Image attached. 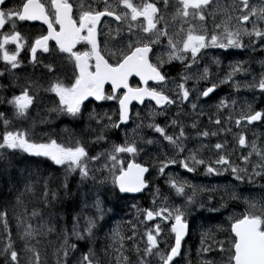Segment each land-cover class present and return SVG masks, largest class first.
Masks as SVG:
<instances>
[{
  "label": "snow or ice",
  "instance_id": "obj_1",
  "mask_svg": "<svg viewBox=\"0 0 264 264\" xmlns=\"http://www.w3.org/2000/svg\"><path fill=\"white\" fill-rule=\"evenodd\" d=\"M217 17H220L219 21ZM209 19L213 22L212 34L207 31ZM25 21H39L47 26L46 31L34 36L30 42L18 30V22ZM245 37L249 38L250 45L252 38L264 44V0H259L257 4H251L250 0H175L171 5L170 0H102V6L96 4L95 0H78L75 4L70 0H48L47 3L22 0L18 7H8L6 0H0V61L10 75H15L17 69L23 68L21 52L27 46L32 72L39 70V76H27L22 84L17 85L19 94L13 93L11 99L7 100L13 109V118H29L34 105L39 107L42 103L40 92L50 93L55 101L48 111L70 117L77 123H82L85 118L95 120L96 127L92 129L94 138L88 142L103 146L101 151L90 155L88 144L82 138L75 139L71 144L58 142L51 135L42 140L34 139L29 129L12 127V120L0 112V122L5 129L0 136V179L10 178L13 184L18 181L14 156L20 152L35 158L28 163H35L37 170L41 162L47 161L63 168L66 174L62 183L65 194L71 192L67 176L73 173L79 175L81 184L91 182L94 197L85 193L84 201L85 207H88L87 200L92 199L94 217L88 218L83 232L78 230L79 214L71 221V235L78 241L90 242L95 238L94 229L98 221L104 219L105 199L110 192H118L125 199L129 195L135 196L149 189L156 173L166 176L172 193L184 200L182 206L170 204L168 199L171 193L164 194L156 187L152 201L154 207L137 209V222H129L130 234H123L119 228L112 230L114 251L111 253L107 247L102 254L94 247H90L86 253L78 252L77 244L70 242L68 231L61 229L57 232L61 242L55 251L56 264H107L109 255L113 256L115 264H154V261L157 264H181L177 257L181 256L182 242L189 234L188 217L197 203L203 206L197 197L208 189L168 175L166 169L170 166L179 164L189 173L202 166L207 176L230 173L239 183L254 184L256 177L264 179V147L258 146L255 140L249 141L246 135V125L264 123V111L253 110L248 105L235 118L231 112L225 113L226 119L222 123L219 110L230 106L221 100L216 105V118L213 120L209 117L211 123L220 127L214 131L201 129L192 134L186 133L185 128L198 129L199 120L195 118L190 125L175 118L163 126L154 122L156 116L165 115L173 106L178 109L177 117L187 115L182 112L185 104L190 106L195 116L203 114V108L197 112V101L203 97L205 103H210L216 85L196 92L193 97L195 89L189 88L187 82L194 77L197 80L207 79L209 69L205 67L199 76L189 70L198 63V58L203 59V50L243 49ZM52 41L54 45L50 44ZM162 41L166 43L162 45ZM81 44L84 48L77 49V45ZM38 52L41 53L39 58ZM174 62H179L184 68L179 80L170 77L166 69ZM68 64L72 65L71 74L66 72ZM241 71L242 65L239 63L232 66V71L223 82H230ZM4 75L0 71V76ZM132 77H138L142 86L130 84ZM149 82H152L151 86ZM108 84L111 88L106 93L105 85ZM246 87L257 88L264 94V75L258 80L254 77ZM90 98L97 102L116 101L119 106L118 120H113L106 113L98 114L95 109L89 112L85 102ZM146 99L155 102L156 108L149 113L152 122L138 124L132 129L131 136L125 130L123 142L112 143L106 132L127 125L131 118L132 102L143 105ZM232 125L239 131L232 132ZM142 127L152 129L158 136L146 138L138 131ZM221 131L232 133L236 147L230 148L226 138L212 144L201 139L198 147H188L190 136L217 137ZM148 146L154 147L149 149ZM236 148L247 149L246 152L241 151L239 163L232 158ZM205 150L212 152L214 158L206 159L202 154ZM145 152L149 158L158 153V163L149 164L147 160L138 162L137 158ZM253 156L257 159L253 160ZM153 167L156 173L146 178ZM37 176L38 171L27 170L24 177L26 193L36 191L35 184L28 181L36 180ZM5 183H9V179H5ZM109 184L111 188L107 187ZM13 190L18 191L15 187ZM225 192L232 200L243 199L247 207L239 216L228 217L227 229H217L226 231L224 240H215L210 232L203 233L202 264H217V260L209 255L212 252L220 257V264H264V191L260 200L244 199L234 189H225ZM39 194L46 202L49 201L47 183H43ZM22 196L23 193L16 197V204L21 207ZM101 196L105 199H101ZM132 206L136 207L135 204ZM210 210L219 211V208L212 206ZM25 211L17 216L19 224L23 225L21 235L24 244L20 249L12 240L8 212L0 211L8 241L0 248L4 264H41L40 251L30 246L31 241L39 243V236L56 231L47 225L33 227L30 217L28 222L25 221ZM37 215L33 210L31 216ZM152 221L156 223H148ZM162 224L167 225V234H172L174 238V244L164 249L161 244L167 245V235ZM142 225L146 226L140 233ZM28 254H31L30 258Z\"/></svg>",
  "mask_w": 264,
  "mask_h": 264
},
{
  "label": "rangeland",
  "instance_id": "obj_2",
  "mask_svg": "<svg viewBox=\"0 0 264 264\" xmlns=\"http://www.w3.org/2000/svg\"><path fill=\"white\" fill-rule=\"evenodd\" d=\"M264 62V56L263 57H259L255 60L251 61V65H255L258 63V61ZM236 65V64H234ZM233 65V66H234ZM232 70V69H231ZM67 72V71H66ZM240 76H245V71H241L239 73H237L235 76H233V83H237L240 82L239 80H237ZM252 76H250V80L246 81V84L249 85L252 83ZM216 83H218L219 87L223 86V81L225 78H217L214 75H211L209 73L208 78ZM24 82V77H22V82L21 84ZM44 82V81H42ZM46 86V85H45ZM225 86V85H224ZM200 90H196L195 91V95L196 92H198ZM231 91V92H230ZM237 90L233 88V91L229 88H224V89H220L219 90V94L221 96V98L225 97V98H229V108L231 111H233V114L237 111V112H241L242 109L246 110L248 105H251L253 110H258V104L261 102V96L253 94V90H244L242 95H235L237 92ZM234 93V94H233ZM232 94V95H231ZM249 94H253V96H250ZM195 97V96H194ZM47 98H48V93H45L43 91L40 92V99L42 100V103H40L39 107H37L36 105H34V110H30V117L32 119V122L30 123H25V127L27 129L30 130V134L33 136L34 139H44L42 135L44 136H49V135H55L56 136H60V135H65V138L69 139V137L71 136V138H73L74 140L77 138H82L84 139V141L88 144L89 148H91V145L93 143H89L88 141L90 139L94 138V133L92 131L93 128H95V125H91V127L88 125V129H85V126H83V124H87V123H96L94 120L93 121H88V120H84L82 123H77V122H66V121H61L62 118H60V120H58V122H54L53 120L49 119L45 122H41V119L47 116L51 115V112L48 111V108H50L53 103L52 102H47ZM201 98L198 100L200 102ZM108 106H111L110 104H107ZM214 106H216V103L213 101L211 103H202L201 107H203V114L204 115H200V118H203L205 115L209 116L210 114L207 113L208 110L212 109L214 111V113H217V108H213ZM184 106L182 109V112H184ZM153 110L152 107H146L144 110H138L136 111L135 114V118H134V124H133V128H136L138 124H147L149 122H152V118L149 115V113ZM1 111L5 114L6 117H8L9 119L12 120V125H22L23 123H20V121H18L17 119L13 118V114L10 111V109L7 106H1ZM176 111L177 110H173V112H169L167 113L166 122L171 121V119H180V120H184L181 117H177L176 116ZM110 115H116V110L113 109L111 112H109ZM137 113H139V115L137 116ZM221 113V112H220ZM219 113V114H220ZM232 114V115H233ZM188 115V114H187ZM224 115V114H223ZM222 115V116H223ZM157 117V116H156ZM155 117V118H156ZM209 120V119H207ZM61 121V122H60ZM64 125L65 129H67L68 131H66V133L70 134V136L66 133H64ZM61 126V127H60ZM58 127V128H56ZM54 130V131H53ZM138 131L140 133H142L144 136H146V127H142L140 129H138ZM260 133L261 130H258L257 132H249V136L252 140H259L260 139ZM156 134V133H155ZM109 138V140H111L112 143H118L119 141H122L121 138H119L118 140L113 139V137L109 134H106ZM132 134H130L131 136ZM111 136V137H109ZM234 137L233 135L230 136L229 139V147H234ZM190 141V139H189ZM101 146V145H100ZM149 149H152L154 146H148ZM236 147V145H235ZM100 148V147H99ZM102 147L99 149V151H101ZM98 149H96L97 151ZM98 151V152H99ZM237 151V148H236ZM241 152V151H239ZM156 156H158V153L154 154L153 157L149 158L148 157V153H146L145 155H143L141 153L140 157L142 160H147V162L152 159V158H156ZM232 158L234 161H236L235 158V152L232 154ZM156 163V162H154ZM21 169L17 170V175H18V181L19 182V189L18 191H14V185H12V182L10 180V178H4V179H0V211L2 210H6L8 212V216L9 215H13L15 220H17V216L23 211H25V216L24 219L27 222V217L30 215L33 210H35L37 213L40 210H36L33 208V206L27 202V200H35V199H39L40 201H43L44 199L40 196V189L42 188H38V192L36 193L35 197H32L30 195H27L26 192L24 191L25 188V179L24 177L27 175V170H31L34 168V165L31 163H28L26 161H22L21 162ZM39 172V169L37 170ZM35 171V172H37ZM174 171V169H167V174L170 175L172 172ZM158 177H155L153 179L152 185L154 190L157 187V183L158 181L161 179V177L163 176H159V174L157 173ZM5 179H9V182L11 183V186L9 183H5ZM44 177H42L41 175L37 176L36 180H31L29 179V183H34L36 187H38L41 183H47L46 181H44ZM65 180V177H63V180L60 178H56L54 179V182L52 184H48V191L49 194L52 196V193H60L62 195V198L64 197V199H67L68 196L65 194V192L62 190V182ZM213 182H216V179L212 180ZM224 178H220L219 180H217V183L215 184H211L208 183V188L210 190L212 189H219L218 193L215 195V197L223 202L222 205H225V207H221L218 206L217 208H219V211H216L217 213H222V218L224 219V221L221 218H216L211 224L212 225H207L205 222L201 221V217L206 213L209 212L210 208L208 206L207 203L198 200L199 202H202L203 206H201L200 203H197V205L195 206L194 210L191 211V215L188 217V220H190L191 222V226H192V240H190L189 244H186L185 250L187 249V251L189 252V254H185L184 255V259L181 261V264H202V260L204 259V256L201 252V246H202V240L203 238V233L205 232H210L212 233V235L215 237V240H224L227 236L226 231H218V228H224V224L225 221L228 220L229 216H239L241 213H243V211H245L246 209V204L244 203V200H232L229 198L228 194L225 191V189H229V185L227 183H224ZM16 182V183H17ZM43 185V184H42ZM262 186H264V182L262 181H255L254 184H249V185H241L237 182L234 181L233 187L231 190H235L238 193H241L244 197V199H255V200H260L261 199V194L262 191H264V189H262ZM80 187V188H79ZM108 188H111V185L109 184L107 186ZM164 187V186H163ZM161 187L160 190L162 193L164 194H169L171 192L169 191H165L164 188ZM23 190V193L26 194V197L22 196L21 199L26 201L23 202V207L18 206V208L21 209H17V208H13V203L14 201H16V197L15 194L18 196L19 192ZM85 193H90L92 194V196L94 197V192L93 189L90 186L86 185V184H75V186L71 189V192L69 193V196L72 197L73 200L80 202L82 204V206H85V201H84V194ZM111 193V192H110ZM12 194V195H11ZM49 196V198L51 197ZM223 196V199L221 198ZM61 198V199H62ZM101 199H105L104 196H101ZM54 200V199H53ZM52 197H51V201ZM45 201V200H44ZM58 201H53L51 203V205H58ZM168 202L171 203H175L177 206H182L184 203L183 199L180 198H176L172 193L169 196ZM234 202V206H237V203H241L239 205V207H232L231 208V203ZM36 203V202H35ZM133 203L135 205H139L141 203V200H134ZM157 203H159V200H157ZM79 204V203H78ZM92 204V199L89 198L87 200V205L88 207H83L84 209L86 208H90V209H94L91 207ZM45 205L47 206V203H45ZM154 205L153 203L151 204V208H153ZM82 208V211H84ZM105 208L108 209L110 211V216L106 217L103 219V223L102 226L104 227L103 229H101L100 227L97 228L94 232L96 233L95 238L92 239L90 242L89 241H78L75 239V236L71 235V228H72V218L74 216L77 215V211L75 210L72 214L69 212L68 209H66V217H63V214L58 215V214H53L52 211H49L47 213H43L40 214V218L38 220V226L43 227L45 225L47 226H51L53 228L56 229V231H54L53 233H46L42 236V240H43V246L45 249L50 250V251H56L57 245L58 243H60V237L57 235V232L60 231L61 229H66L68 231V234L70 236V242L71 243H76L78 246H80L84 252H87L88 249L90 247H94L99 253H103L105 250V247H107L108 251L111 253L114 250L112 249V241L109 240V238L111 239L112 237V230L113 229H117L119 228L120 231L122 232V225L124 224V221H127L126 218H123L121 216V214L119 212H116L115 210H111L109 209L110 206L107 204L106 200H105ZM139 209H142L140 207H138ZM150 208V209H151ZM136 212L134 210L130 211V214L134 215V223H136ZM200 216H198V215ZM198 217H197V216ZM80 216V215H79ZM33 217V216H32ZM141 219H143V217H141ZM88 217L85 221V216L80 218V223L78 225V230L80 231H84L85 230V226L87 223ZM124 220V221H123ZM229 221V220H228ZM154 222V224L156 223V221H152ZM149 223V222H148ZM200 223V224H199ZM23 228V225H21ZM146 225H142L141 229L144 230ZM162 227L166 229V235H167V245H170V241H173V235L172 234H167V225L166 224H162ZM141 229H139L140 233L142 232ZM14 231L19 235L20 239L22 238V230L20 229L19 225H16ZM106 231H108V236L106 234ZM34 242L31 241V245H33ZM210 256L214 257L217 260V264H220V257L217 255L216 252H212L209 253ZM112 255H109L108 257H111ZM112 260L109 258V264H112ZM47 264V263H45ZM154 264H157V261H154Z\"/></svg>",
  "mask_w": 264,
  "mask_h": 264
},
{
  "label": "flooded vegetation",
  "instance_id": "obj_3",
  "mask_svg": "<svg viewBox=\"0 0 264 264\" xmlns=\"http://www.w3.org/2000/svg\"><path fill=\"white\" fill-rule=\"evenodd\" d=\"M22 2V0H7V6L8 7H18L19 4ZM42 2L47 3L48 0H42ZM70 2H73L74 4L78 2V0H70ZM114 2V0H113ZM134 2H136V0H134ZM175 0H170V5L172 3H174ZM95 3L102 6V0H95ZM251 4H257L259 3V0H250ZM170 13L172 11L171 7L169 9ZM74 12H75V8H74ZM170 20V16L168 17ZM109 18H105V20H108ZM220 17H217V21H219ZM104 25V21L101 22V27L103 28ZM47 26L41 24V22L39 21H35V22H18V30L21 31L22 35H24L25 37H27L29 39V41L31 42L32 38L38 34H40L41 32L46 31ZM59 28V26H57V29ZM207 31L209 34L213 33V22L211 19H209V21L207 22ZM166 43V41H162V45ZM244 43H245V48L243 49H228L227 51L223 50L219 53H215L214 57L212 59L209 58V53L208 50H205V54L207 56V60H203V62H201V67L199 68V73L202 74L203 73V69L205 67H207L209 69V73L211 75H214L215 77H226L232 69V66L234 64L239 63L240 65H242V71H245V76H240L239 80V90L243 87H246V81H249L250 76H252V81L253 78L255 77V79H260V77L262 75H264V62H261L260 60L258 61L257 64L255 65H251V61L255 60L259 57H263L264 56V44L258 43L256 42L255 38H252V44H249V38L245 37L244 38ZM50 44L54 45V42H51ZM10 48H13L14 46H9ZM47 55V54H44ZM41 56V53H37V57L39 58ZM21 60L23 61V68L22 69H17L15 75H10L7 71V69L5 68V65L3 64L2 61H0V71H3L5 73L4 76H0V100L4 101L6 98V95L9 91V89H12L14 91L15 94H19L20 88L17 86L18 84H21L22 82V77H24V80L27 76H32L33 78H35L36 76H39V70L37 69V71L35 73L32 72V66L29 63L30 61V51L28 49V47L26 46L24 51L21 52ZM217 61H219V63H217ZM166 69L169 72L170 77H173L175 79H177L179 77V75L183 72V65L182 67L180 65H178L177 63H173V65L171 66H166ZM66 71L68 74H71V67L68 64L66 67ZM213 84L216 85V91L214 93L211 94V102H215L216 105H218L220 103L221 100L226 101L228 103L229 98H221V96L218 93V83H214L211 82L209 79L208 80H204V79H199L198 84L196 85L198 88H200V90L206 89L208 87L213 86ZM226 86H232L233 84L232 82H227ZM133 86H139L138 81L135 79V81L132 83ZM152 84H150L149 86H151ZM224 87V84L223 86ZM226 88V87H225ZM109 91L108 88H106V93ZM233 91V90H232ZM169 95H172V93H169ZM261 98L264 101V94L261 95ZM202 102H205V98L202 97ZM47 102H52V100L50 98H47ZM104 102V101H103ZM210 102V103H211ZM2 102H0L1 104ZM53 103V102H52ZM88 108V111L91 112L92 108L90 107L89 102H85ZM198 103V109L197 112L200 111L201 107V102H197ZM102 104V103H101ZM147 106H152L155 107L152 103L147 104ZM176 108V106H173L172 108H170L168 111H173V109ZM213 108H216V106H214ZM94 109L97 113H101L104 114V110H102L100 108L99 105H95ZM162 111V110H159ZM221 112V113H220ZM230 112V109H220L219 110V115L220 118L223 121L226 119L225 113ZM207 113H209L210 115L207 116L205 115L203 118H200V115L197 117L195 116V114H193V112H190L187 117L184 119V114L181 115L180 117L183 118L184 120L182 121L185 125H190L192 120L198 119L199 120V125H198V129H192L190 127H186L185 131L186 133L192 134L196 131H199L201 129L203 130H208V131H214L217 128H219L220 126L215 125L214 123H211L210 120L208 121V117H212V119L214 120L216 117H214V115L211 112V109L207 111ZM224 114V115H223ZM232 114V113H231ZM166 115V114H165ZM165 115H159L157 116V118L155 119V123L158 124H162L164 123L165 120ZM204 115V114H201ZM223 115V116H222ZM46 120H53V123L60 120V115L58 116L56 113L51 112L50 116L44 117ZM113 120H118V114L115 116H112ZM61 121H66V122H70L71 119L70 118H62ZM60 121V122H61ZM95 121V120H94ZM21 123V122H20ZM95 125L96 127V123H87L85 124V129H88V125ZM64 126V125H62ZM260 126L264 127V123H261ZM61 127V126H60ZM224 127H228V125H224ZM23 128L25 129V122H23ZM58 128V127H56ZM264 129V128H263ZM117 130L118 132L121 133V128L120 129H114ZM54 131V130H53ZM109 131V130H108ZM146 138H154V133L152 130H150L149 128L146 127ZM232 132H233V125H232ZM117 138L118 133L116 132H109L106 133ZM232 135V133H225L223 131L220 132L219 136L217 137H208V138H194L192 136H190V141H188V147L189 148H196L199 146L200 140L203 139L205 143H215L217 140H223V139H227L228 143H229V139L230 136ZM56 136V135H55ZM58 137V136H56ZM110 137V136H109ZM71 138V137H70ZM165 144L167 142H164ZM100 144H92L91 148H89L88 146V150H89V154L92 151H95L96 149H99ZM168 150V149H165ZM24 154V153H23ZM171 154V152H170ZM204 157L206 159L208 158H214V154L210 151L205 150L203 153ZM159 155V154H158ZM131 159V157H130ZM160 159H163L162 156H160ZM24 161V158H23ZM158 163V160H156V158H152L148 161L149 164L152 163ZM173 169L177 170L179 172L180 175L182 176H187V177H192L194 180H198V181H204V182H210L213 179H216L217 176H207L204 174L203 171V167L202 166H198L197 170L194 173H189L187 172L183 167H181L179 164L173 165L171 166ZM154 173H156V169L150 168V174L149 176L153 175ZM226 176V174H225ZM232 176V175H231ZM158 177L157 173L154 176ZM227 179L230 178V176H226ZM179 179L183 180V177H179Z\"/></svg>",
  "mask_w": 264,
  "mask_h": 264
},
{
  "label": "trees",
  "instance_id": "obj_4",
  "mask_svg": "<svg viewBox=\"0 0 264 264\" xmlns=\"http://www.w3.org/2000/svg\"><path fill=\"white\" fill-rule=\"evenodd\" d=\"M11 96H12V90L11 89H9V91H8V93H7V95H6V98H5V100L3 101V105L4 106H7V100H9V99H11ZM2 105V106H3ZM30 123V122H29ZM27 129V128H26ZM14 158L15 159H17V160H15L16 161V171L17 170H20L21 169V165H20V163H19V161H20V159H18L16 156H14ZM40 174H41V176L42 177H44V180H43V182L44 181H46L47 182V180L49 179V177L50 176H48V175H50V172H52V173H55L57 170H55V169H53V168H49V166H48V163L47 162H44L43 163V167H41L40 169ZM59 173H60V171H58ZM56 178H60V179H63L62 178V176H60V177H54V179H56ZM9 184H10V186H11V183L9 182ZM19 182H17V183H15V184H13L12 183V185H14V187L17 189H19ZM42 184L43 183H41L37 188H36V193L39 191L38 190V188H41L42 187ZM48 184H52L51 182L50 183H48ZM21 193H23V191H21L18 195H20ZM36 193H35V195H34V197L36 196ZM113 193L114 194H112V193H109L108 195H107V197H106V202H107V204L110 206V208L109 209H111V210H115L116 212H119L120 214H121V216L123 217V218H126L127 219V221H125L126 223H127V225L129 226V227H131V224L129 223V222H132L133 224H134V215L133 214H130V211L131 210H133L125 201H130V199L129 198H121L122 196L120 195V194H118V192H115V191H113ZM12 195V194H11ZM23 195H24V193H23ZM49 196H51L50 194H49ZM68 196V198L67 199H64V197L62 198V196H60L59 194H57V193H52V200L53 201H57V200H60V201H58V205H51V203L53 202V201H51V197L49 198V201L48 202H46V201H40L39 199H35V200H33V201H31L30 199L29 200H27V202L28 203H30L32 206H33V208L34 209H36V210H40L39 212H40V214H43V213H47V212H49V211H52L53 212V214L55 213V214H58V215H61V214H63V217H66V209H68L69 210V212L72 214L75 210H78L76 213L77 214H79L80 215V218L81 217H83V216H85V221H86V219H87V217L89 218V217H91L90 216V213L92 212V210H90V209H85V212L84 211H82V208L84 207V206H82V204L80 203V202H77V201H75V200H73L72 199V197L71 196H69V194L67 195ZM14 197H17V195L15 194V196ZM62 198V199H61ZM105 198V197H104ZM27 199V198H26ZM124 200V201H123ZM142 200H143V202H144V204H147L148 203V200H147V195H145L144 197H142ZM23 202H26V201H24L23 200ZM36 202V203H35ZM45 203H47V206L45 205ZM79 203V204H78ZM13 208H17V209H21V208H18L17 207V204H16V201H14V203H13V206H12ZM22 210V209H21ZM105 216V215H104ZM105 218H106V216H105ZM8 222H9V227L11 228V231H12V240L15 242V246L18 248V249H20V248H22L23 247V244H24V242L23 241H21V239L19 238V235L14 231V229H15V227H16V225H15V218H14V216L13 215H9L8 216ZM0 233H3L4 234V230H3V226H2V220H0ZM142 233V232H141ZM127 234H130V230H128L127 231V233H126V235ZM139 236H138V240H139ZM8 241H7V238H6V236H5V234H4V237L3 238H1L0 239V248H3L4 247V245L7 243ZM33 242H34V244L33 245H31V246H34L36 249H37V241L36 240H33ZM128 243H131L130 241L128 242ZM78 246V245H77ZM42 248H43V250H42V257L45 259L49 254H54L55 252L54 251H50V250H47V249H45L44 248V246L42 245ZM78 251L79 252H83V249L80 247V246H78ZM28 256H29V258H30V256H31V254H28ZM0 264H4V257L3 256H0ZM43 264V263H42Z\"/></svg>",
  "mask_w": 264,
  "mask_h": 264
},
{
  "label": "bare ground",
  "instance_id": "obj_5",
  "mask_svg": "<svg viewBox=\"0 0 264 264\" xmlns=\"http://www.w3.org/2000/svg\"><path fill=\"white\" fill-rule=\"evenodd\" d=\"M230 92H231V91H230ZM233 94H234V93H233ZM231 95H232V94H231ZM211 112H212V114L214 115V117H216L217 113H214V111H213L212 109H211ZM114 136H115V135H114ZM114 136H113V134H112L113 139H115V140H118V139H119V137L115 138ZM110 137H111V136H110ZM111 140H112V139H111ZM111 140H110V141H111ZM121 140H122V139H121ZM112 141H113V140H112ZM113 142H114V141H113ZM18 159H19V158H18ZM15 160H17V159H15ZM22 161H23V160H20V161H19L20 165H21V162H22ZM35 193H36V191H35L34 193H26V194H27V195H30L31 198H32V197H34ZM22 211H23V210H22ZM197 215H198V214H197ZM197 215H196V216H197ZM198 216H199V215H198ZM198 216H197V217H198ZM199 217H200V216H199ZM199 224H200V223H199ZM3 237H4V234H3V233H0V239L3 238ZM21 241H23V239H21ZM23 242H24V241H23Z\"/></svg>",
  "mask_w": 264,
  "mask_h": 264
},
{
  "label": "water",
  "instance_id": "obj_6",
  "mask_svg": "<svg viewBox=\"0 0 264 264\" xmlns=\"http://www.w3.org/2000/svg\"><path fill=\"white\" fill-rule=\"evenodd\" d=\"M133 102H135V101H133ZM133 102H132V103H133ZM130 106H131V105H130ZM145 190H146V189H145ZM144 192H145V191H144ZM144 192H142V193H139V194H136V195H140V194H143ZM186 237H187V236H186ZM186 237H185V238H186Z\"/></svg>",
  "mask_w": 264,
  "mask_h": 264
}]
</instances>
